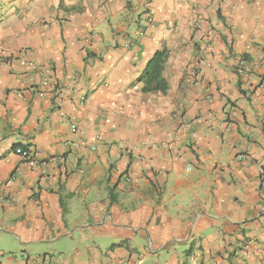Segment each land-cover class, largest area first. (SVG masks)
<instances>
[{
    "label": "crops",
    "instance_id": "1",
    "mask_svg": "<svg viewBox=\"0 0 264 264\" xmlns=\"http://www.w3.org/2000/svg\"><path fill=\"white\" fill-rule=\"evenodd\" d=\"M0 264H264V0H0Z\"/></svg>",
    "mask_w": 264,
    "mask_h": 264
},
{
    "label": "trees",
    "instance_id": "2",
    "mask_svg": "<svg viewBox=\"0 0 264 264\" xmlns=\"http://www.w3.org/2000/svg\"><path fill=\"white\" fill-rule=\"evenodd\" d=\"M167 58L165 50L157 52L148 62L146 70L141 78L143 83L142 92L161 91L164 92L166 84L162 78V71ZM23 149H25L23 147Z\"/></svg>",
    "mask_w": 264,
    "mask_h": 264
},
{
    "label": "built area",
    "instance_id": "3",
    "mask_svg": "<svg viewBox=\"0 0 264 264\" xmlns=\"http://www.w3.org/2000/svg\"><path fill=\"white\" fill-rule=\"evenodd\" d=\"M30 66H33V64L29 63ZM243 65H244V62L243 61H240L239 63V66H238V69L236 70V73L238 75H241L243 74ZM48 85V80L46 78H43L42 82H41V86L42 87H46ZM42 96H47V93L46 92H42L41 93ZM71 131L72 132H76V126L75 125H71ZM14 154L17 155L21 160L22 162L25 164V165H28L30 167H34L35 165L38 164L37 160H36V152L33 151V150H29V149H23V148H16L14 150ZM44 164V163H41V165Z\"/></svg>",
    "mask_w": 264,
    "mask_h": 264
}]
</instances>
